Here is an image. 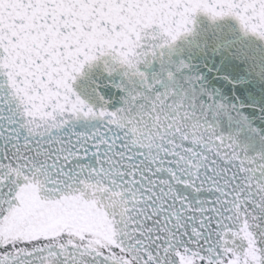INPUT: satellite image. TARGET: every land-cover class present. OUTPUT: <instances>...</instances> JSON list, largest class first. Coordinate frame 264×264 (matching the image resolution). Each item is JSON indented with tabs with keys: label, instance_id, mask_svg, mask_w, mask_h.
<instances>
[{
	"label": "water",
	"instance_id": "obj_1",
	"mask_svg": "<svg viewBox=\"0 0 264 264\" xmlns=\"http://www.w3.org/2000/svg\"><path fill=\"white\" fill-rule=\"evenodd\" d=\"M0 264H264V0H0Z\"/></svg>",
	"mask_w": 264,
	"mask_h": 264
},
{
	"label": "bare ground",
	"instance_id": "obj_2",
	"mask_svg": "<svg viewBox=\"0 0 264 264\" xmlns=\"http://www.w3.org/2000/svg\"><path fill=\"white\" fill-rule=\"evenodd\" d=\"M168 61L170 62L171 66L173 69H177L178 66H181L184 69V73H182L185 78H190L191 77V71L189 68V56L185 53H181L179 51H174V52H170L168 54ZM164 64V63H162ZM201 72H196L194 74L199 75ZM200 89L202 88L203 92H204V85L199 83ZM207 92H214L213 90H209ZM203 108V106H202Z\"/></svg>",
	"mask_w": 264,
	"mask_h": 264
}]
</instances>
